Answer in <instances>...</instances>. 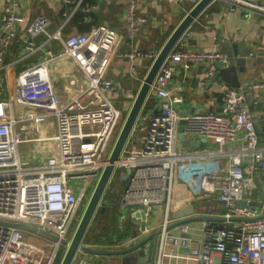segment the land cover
I'll use <instances>...</instances> for the list:
<instances>
[{"label":"built area","instance_id":"2783aa9c","mask_svg":"<svg viewBox=\"0 0 264 264\" xmlns=\"http://www.w3.org/2000/svg\"><path fill=\"white\" fill-rule=\"evenodd\" d=\"M81 1L61 0L73 4V8ZM102 1L124 3L117 29L101 23L87 32L62 35L60 28L47 31L49 19L41 13L25 26L26 39L43 33L46 36L43 44L54 39L61 47L58 54L43 48V58L17 74L12 100L0 98V221L34 225L57 238L0 222V264H56L57 259L60 260L62 252L59 254L58 249L65 245L59 239L69 240L106 161L125 115L123 112L126 113L135 96V92L117 89L114 80L108 76L112 59L124 60L128 73L141 79L136 74V60L146 59L149 65L157 50L138 48L134 44L135 38L144 25L160 23L158 25L163 26L167 21L146 14L140 8L148 3L165 1L188 4L185 13L197 0ZM222 1L227 11L238 10L243 18L253 11L264 12V5L257 0ZM4 2L0 14V59L3 48L16 37L14 22L20 18L11 9L14 0ZM96 2L82 9L92 8ZM185 33L155 73L144 101L145 104L150 97L152 103L148 109L151 108L139 112L118 160L116 168L120 167L121 172L124 167L130 168L119 207L126 212V209L140 207L148 218L149 207L163 202L162 219L157 224L161 231L156 238L153 264H161L164 256L185 258L195 264H264V215L260 216L264 211V199L256 197L259 204L249 205L250 199L244 197L255 189L253 175L264 183V147L257 144L253 113L246 101V93L264 90V82L231 87L223 80H214L221 102L220 111L206 109L179 114L174 103L182 102V97L173 95L168 85L175 69L186 71L204 62L202 84L211 74L215 60L224 66L232 57L220 48H191ZM25 49L27 53L33 50L31 45ZM58 56L71 58L86 77V84L74 97L62 103H59L48 73L49 62ZM176 88L180 89L179 86ZM112 92L122 93V105L129 101L126 110L113 104L115 96L110 95ZM16 104L32 109L23 114L22 120L38 123L47 116L55 117L56 132L52 136L55 151L32 165L19 156L18 145L24 139L15 129L20 120L13 112ZM38 108L42 111H36ZM181 118L184 119L182 138H178L177 126ZM201 137L205 142L199 141ZM194 141L198 142L197 148L192 147ZM229 142H241L242 145L237 152L230 153L211 149V144L220 148ZM222 155L226 157L223 169L215 159ZM79 178L82 186L75 190V180ZM173 182H179L182 190L193 199L214 198L224 210L220 214L225 218L221 226L214 221H199L196 245L190 244L191 237L168 235L164 228L175 220L171 217L170 207ZM239 200H244L245 204H238ZM185 204L194 206L191 201ZM130 211L133 213L134 210ZM231 217L242 219L229 220ZM173 228L191 235L189 223H181L169 230ZM150 229L145 227L146 232ZM22 232L34 235L35 239H26ZM80 253L75 254L71 264H85Z\"/></svg>","mask_w":264,"mask_h":264},{"label":"crops","instance_id":"0c3cea01","mask_svg":"<svg viewBox=\"0 0 264 264\" xmlns=\"http://www.w3.org/2000/svg\"><path fill=\"white\" fill-rule=\"evenodd\" d=\"M95 2L96 0H85V3L73 8V4L62 3L61 0H14V3L11 4V9L14 13L20 16V18L14 22L16 37L13 40H9L8 44L3 48L1 53V99L12 100L17 74L43 58L42 56H44V52L42 53V50L45 45H48V48H50V44L54 42L57 44L58 48L61 47L60 43L54 39H50L43 44L46 40V36L43 33H38L32 38L26 39L25 26L28 24L30 19L37 14H44L49 19L47 31L51 32L54 29L60 28L62 35L74 32H87L93 26L101 23L117 29V26L122 19L124 3L122 1L106 3L102 0H98L94 7L87 10L82 9L83 6ZM257 2L264 5V0H257ZM4 5V0H0V14ZM224 5L225 4L222 0H213L196 17L184 34V36L187 37L186 40L188 41V46L200 50H212L219 49L225 44L235 42V45L239 47L240 53H238L237 50L236 55L232 54L230 63H234L239 67L243 66V69L238 71L240 85L243 86L251 82H264V12L253 11L248 17L243 18L238 10L227 11ZM187 6L189 5L173 4L165 1L145 4L142 8H140V11L156 16L158 19L159 17L164 18L166 19L167 24L165 23V25L159 27L155 24L149 23L144 25L140 32H138L134 44L136 43L137 46H140L142 44L141 41L145 42V40L149 38H151L150 44H152V42H156L157 38L166 29L173 28L176 25L184 14V11L187 9ZM147 43H149V40ZM27 45H31L33 48V50L29 53H27L25 49ZM142 47L141 48L144 50L151 49L149 46ZM58 53L59 51L55 52V54ZM236 58H242L244 60L238 65L235 60ZM147 63H149V61L146 59L136 60V74L138 77H143V74L148 67ZM204 65V62H199L196 66L191 67L186 71L181 68H176L174 75L168 81L171 93L182 97V102L174 103V106L177 107L179 114L182 112L189 113L193 110L214 109L219 111L221 109L219 94L214 88L215 83L210 82L209 84H206L207 80H204L205 82L200 84V82L204 79ZM48 73L53 89L58 96L59 103L73 98L76 92L86 84V77L68 56H58L52 59L48 64ZM107 74L110 78L118 82L120 87H117V89L120 91L122 90L123 92H136L141 81V79H136L128 73L127 63L118 57H114L112 59ZM135 83L138 84L135 85ZM177 86L180 87L179 90L176 88ZM261 93H264V90L255 89L250 95L252 100H261V106L258 108L251 107V112L253 113V118L258 119V121L254 123L257 134V144L259 147H264V99L262 100ZM119 94L120 93L116 95L112 92L110 95H114L116 98L120 99L122 103L124 101L122 98L123 96L122 93L120 95ZM125 106L126 104L122 105V108H125ZM143 106L141 110H143ZM28 110L30 111V109L23 104H16L14 106L13 112L15 111V115L20 118V120L16 122L15 129L24 139L19 144H34L33 152L30 153L31 157H33L32 161L36 163L44 156H47L48 154H51V152L55 151V142L52 140V136L56 132V123L54 116H47L43 121L38 123L31 120H22L21 118L24 116L23 114L28 113ZM36 111L41 112L42 110L38 108ZM241 145V142H229L219 148L217 144H211V149L214 151H219L221 149L224 152L230 153L237 152ZM215 159L220 168L223 169L226 164V157L224 155L219 157L215 156ZM252 179L255 188H257V194L259 191L264 190V183L259 180L257 175H253ZM114 191L116 192V190ZM256 196L258 198V195ZM244 197L250 200L256 199L247 196V194H244ZM171 198L170 204L172 202ZM186 201H191L194 205L196 204V207L192 206L194 208H198V210L211 211L212 213H218L219 209L222 208L214 198L193 199L182 190L179 194L176 193L173 198L174 209H171L172 212L180 206H185ZM101 204H104V200ZM156 205L161 208V216L158 221H155L150 217L147 218V227H151L150 231L153 230V228L157 226L162 219L163 202L153 203L151 205V209L156 207ZM110 206H113V204ZM116 208L118 226L121 227L124 221H129L131 223L129 235L123 238L118 237L119 234L117 230L115 232V236L120 239L119 241L116 242L115 240L118 239L114 236L111 239L114 244L109 245L104 243L103 245H97L98 247L118 249L127 245H132L137 240V238L131 237L134 230H136V233L138 232V228H136V226L128 219V215L131 212L130 210L135 211L141 210L142 208L132 207L129 210L126 209L127 212L121 207L117 206ZM121 215H123V218H121ZM217 215H219V213ZM196 221L199 220H195V223L189 222L191 227V245H196L199 237L198 228L201 223H197ZM138 236L139 238L144 237L143 234ZM123 241L125 242L124 244ZM87 245L95 246L92 244ZM133 253L134 251L130 252L129 255ZM79 255L82 256V253ZM87 256H89V254ZM86 257H84L86 261L85 264H138L137 261L136 263L132 262L133 260L131 257H127V255L125 257H110L107 255L93 254L88 258ZM161 264L195 263L185 258L164 256L161 259Z\"/></svg>","mask_w":264,"mask_h":264},{"label":"water","instance_id":"95a60500","mask_svg":"<svg viewBox=\"0 0 264 264\" xmlns=\"http://www.w3.org/2000/svg\"><path fill=\"white\" fill-rule=\"evenodd\" d=\"M213 0H197L180 18V20L176 23V25L171 29L167 37L164 39L162 44L158 47L157 52L150 64L148 65L146 71L141 78V81L137 87L135 92V96L131 101L129 108L127 109L122 123L119 127V130L115 136V139L111 145L109 153L107 155L106 161L99 173V176L94 183L93 188L91 189L89 196L86 200V203L82 209L80 217L74 227V230L67 241L66 239H59L61 244L65 245V249L62 252L61 258L58 264H71L75 254L78 251H82L86 254L93 253L95 255L98 254H110L111 256H126L131 257L132 262L138 264H153L154 253H155V243L157 234L161 231V226H158L151 230L150 232L145 233V227L147 226V217L144 211L135 210L133 213H129L128 219L138 228V232L136 230L133 231V235L131 238L135 237L137 240L132 245H127L123 248L118 249H107V248H97L93 246H89L87 244L82 243L83 235L94 215V213L98 210L101 212L103 210V206H101L102 195L108 189V184L110 182L111 176L114 170L117 167L118 160L120 159L123 148L126 144L130 131L136 121V118L141 111V108L144 104V101L149 92L150 85L153 81L155 73L157 72L160 64L163 62L164 58L167 56L169 51L172 49L176 41L180 38V36L186 31V29L191 25V23L196 19V17L205 9L207 5L210 4ZM221 50H225L229 55H236L237 50L238 53L239 47L234 43L225 44L220 47ZM231 51V52H230ZM246 52V51H245ZM213 69L211 74L209 75L206 84L214 80H223L231 87H238L240 85L238 78V71L243 69V66H236L234 63H229L228 65L222 66L220 61L215 60L213 63ZM208 67L206 68V70ZM264 97V93H261ZM263 97L262 100L264 99ZM246 101L251 107L258 108L260 107L261 100H256L257 102L252 103V98L250 93H246ZM253 104V105H252ZM251 105V106H250ZM220 111V110H219ZM181 114H184L183 112ZM257 118H253V122H257ZM184 123V119H179L177 126V134L178 138H182V127ZM199 141L205 142L204 138H199ZM182 143L187 145V141L182 139ZM194 148L198 147V142L194 141L192 143ZM130 172L129 167H124L123 171L119 174L120 180H126L128 174ZM259 199H264V193L260 191L258 193ZM204 202V201H203ZM207 203V202H206ZM238 204L244 205V200L237 201ZM249 205H258L257 200H250L247 202ZM103 205H107L105 202ZM196 207V204L194 205ZM192 205H185L178 210H175L171 213V217L175 218V220L167 223L164 228L167 230L168 235L179 236L189 238L191 235L189 233H181L178 228H170L179 225L181 223H189L195 220L199 221H214L220 222L224 221V216H221L224 212L222 208L219 209V215H212L211 211L198 210V208H194ZM264 215V211L260 216ZM242 218L239 217H231L229 220H240ZM1 222V221H0ZM7 225L16 226L19 228L30 229L41 234H44L52 239H56L57 237L49 232L41 230L34 225L25 224L21 222H1ZM143 234L144 237L139 238L138 235ZM145 244L148 245V250L145 249ZM134 251L133 254L129 255L130 252ZM125 259V258H123Z\"/></svg>","mask_w":264,"mask_h":264},{"label":"rangeland","instance_id":"374dc122","mask_svg":"<svg viewBox=\"0 0 264 264\" xmlns=\"http://www.w3.org/2000/svg\"><path fill=\"white\" fill-rule=\"evenodd\" d=\"M159 19H160V17H159ZM159 25H160V23H158ZM158 24H156V26H158L159 27V25ZM157 27V28H158ZM152 34H153V32H152ZM150 39L151 38H149V39H147V40H145V42L144 41H141L142 42V44L140 45L141 47L142 46H149V47H151L153 50H157L156 49V47H155V43H153L152 42V44H150ZM148 40H149V43H147L148 42ZM147 43V44H146ZM146 44V45H145ZM139 46V45H138ZM139 46V47H140ZM140 47V48H141ZM44 48H48V45H45L44 46ZM143 48V47H142ZM50 49L52 50V52H57V51H59V48H58V46H57V44L56 43H51L50 44ZM42 53H43V50H42ZM250 55V54H249ZM43 57V56H42ZM236 60V63H238V65H239V63L240 62H242L244 59H242V58H236L235 59ZM110 67V66H109ZM109 69V68H108ZM108 71V70H107ZM127 74V73H126ZM114 83H115V85L119 88L120 86H119V84H118V82H116V80H114ZM138 83H135V85H137ZM125 90V89H124ZM251 92H253V91H248L247 93H250L251 94ZM261 97H263L262 95H261ZM112 102H113V104L116 106V107H118V108H121L122 107V103H121V100L120 99H118V98H114L113 100H112ZM124 104H126V106H125V109L124 110H126L127 109V106L129 105V101H125V103ZM251 106V105H250ZM249 108V107H248ZM250 109V108H249ZM30 110H32V109H30ZM251 110V109H250ZM124 114H125V111L123 112ZM33 145L34 144H19L18 145V152H19V156H20V159H24V160H27V162L30 164V165H32V164H34L35 162L34 161H32V159H33V157H31V153L30 152H33ZM189 149H192L191 147H189ZM119 170H121V168L119 167L118 168ZM120 172V171H119ZM113 178H114V176L113 177H111V179H110V182H109V184H108V186H111V184H112V182H113ZM82 179L81 178H79V179H77V180H75V190H79L80 188H81V186H82ZM107 186V187H108ZM180 192H182V185L179 183V182H173V184H172V202H171V204H170V207H171V209H174V206H173V198H174V196H175V194L177 193V194H179ZM257 188H255V189H253L249 194H247V196H249V197H251V198H256L257 196ZM86 196V195H85ZM84 199H85V197H84ZM84 199H83V202H84ZM102 201H103V198L101 199V203H102ZM101 206H103V210H104V207H105V205H101ZM80 207H81V205H80ZM82 208V207H81ZM176 208V207H175ZM102 210V211H103ZM101 211V212H102ZM172 211V210H171ZM98 212H100L99 211V208H98V210L94 213V215H93V217H92V219H91V221H90V223H89V225H88V227H87V229H86V231H85V233H84V235H83V238H82V243L83 244H86V243H84V242H87L86 240H84V238H89L88 237V234H89V232L90 231H93V227H95V229L97 230V228H101V227H111V223H110V220H111V218H110V216H112L113 218H114V221L116 222V226H117V230H118V234H119V237H124V235L126 234L125 232L127 231V227H125V221L123 222V225L121 226V227H119L118 226V224H117V216L118 215H114V214H111V215H107V217L106 218H104V219H100V214L98 213ZM212 213V212H211ZM218 213L217 212H214V213H212V215H214V216H216ZM76 216H78V212L76 213ZM161 216V208L160 207H158V205H156V207H154V208H152L151 209V207H149V209H148V217H150V218H153L155 221H158L159 220V217ZM197 223H200L199 221H196ZM74 223H75V219L72 221V223H71V225H70V231L73 229V227H74ZM191 223H195V221H193V222H191ZM209 223H213V221H209ZM218 225H223V222L222 221H220V222H218ZM157 226H155V228H156ZM107 228V229H108ZM74 230V229H73ZM22 234H23V236L26 238V239H29V240H31V239H35V236L34 235H31L30 233H28V232H22ZM36 239L39 241L40 239L39 238H37L36 237ZM93 247H97V248H101V247H98L97 245L96 246H93ZM64 249H65V246H61L59 249H58V252L60 253V252H63L64 251ZM145 249L146 250H148V245H146L145 244ZM78 252H81L82 253V256H84V257H86L88 254H89V256L91 255H93V253H88V254H83L84 252H82V251H78ZM101 255H107V256H110V257H113V256H111L110 254H101ZM89 256H87L86 258H88ZM44 257H45V255H44Z\"/></svg>","mask_w":264,"mask_h":264},{"label":"trees","instance_id":"16d2710c","mask_svg":"<svg viewBox=\"0 0 264 264\" xmlns=\"http://www.w3.org/2000/svg\"><path fill=\"white\" fill-rule=\"evenodd\" d=\"M82 3H85V0H82L80 4H82ZM171 29L172 28L166 29L157 38V41L154 42L156 49L162 44V42L167 37V35L171 31ZM138 48H140V47L138 46ZM140 49H142V48H140ZM142 50H144V49H142ZM151 102H152L151 98L148 97V99L146 100V102H145V104L143 106V110L147 109L150 106L149 104H151ZM119 171L120 170L118 168H116L114 170V172H113V174L111 176V177L114 176L113 182H112L111 186H109V190H106L103 193V195H102L104 203L106 202L107 205H105L104 210L102 212H98L100 214V219L101 220L106 218L108 214L109 215H111V214L116 215L117 214V210H116L117 208L116 207L117 206L119 207V199H120L121 194H122V192H123V190L125 188V185H126V180H120V178H119L120 172ZM114 190H116V192ZM111 204H113V206H110ZM110 218H111V220H110L111 227H109V228L108 227H101V228H97V230L95 229V227H93V231H90L89 234H88L89 238H84V240L87 241V242H84V243L92 244V245H95V246L96 245H100V244L103 245L104 243L105 244H109V245L114 244L111 239H112V237L115 236V232L117 231L118 228L116 226V222L114 221V218L112 216H110ZM125 222L126 223L124 225H125V227H127V231L125 232L126 234L124 235V237L129 235V231L131 229V223L129 221H125ZM116 239H118V238L116 237ZM119 240L120 239L115 240V241L117 242ZM58 261H59V258L57 259L56 264H57Z\"/></svg>","mask_w":264,"mask_h":264}]
</instances>
